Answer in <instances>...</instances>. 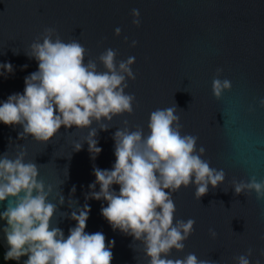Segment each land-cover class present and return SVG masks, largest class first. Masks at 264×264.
Listing matches in <instances>:
<instances>
[{
    "label": "water",
    "instance_id": "1",
    "mask_svg": "<svg viewBox=\"0 0 264 264\" xmlns=\"http://www.w3.org/2000/svg\"><path fill=\"white\" fill-rule=\"evenodd\" d=\"M132 9L140 12L139 26L132 23ZM46 28L55 29L53 41L59 36L66 43L79 42L86 49L85 64L95 61L99 72L106 71L99 56L109 48L117 52V66L135 57L130 67L136 76L126 77L125 93L135 94L133 112L111 121L102 117L89 128L62 125L47 142L30 135L22 138L21 125L0 122V157L14 159L23 148L25 162L38 166L37 179L44 181L46 190L52 186L48 200L57 208L51 226L62 229L67 238L77 224L69 218L71 212L88 204L85 232H102L106 244L115 241L111 264H148L144 244L113 230L101 214L107 201L85 196L92 191L88 186L95 181L94 167L111 170L115 163L113 134L139 126L146 137L151 112L175 105L181 135L198 137L197 154L204 147L201 159L222 169L225 179L215 188L209 184L200 199L194 195L195 184L182 185L172 194L174 223L191 218L195 224L183 241L184 249L173 248L168 258L194 253L210 264H237L235 257L252 249L250 264H264V198L257 199L254 190L236 194L232 183L253 177L264 181V106L259 103L264 98V0H0V63L14 67L12 73L0 69V104L11 94H22L24 78L38 70V61L28 55L33 42L42 43ZM218 68L223 69L219 74ZM217 76L232 84L220 99L212 91ZM101 123L109 128L101 130ZM91 128L97 129L95 138L102 149L95 159L86 141ZM76 143L82 144L81 150L74 151ZM73 186L76 191L71 194ZM119 187L112 185L117 193ZM99 189L97 184L95 191ZM8 199L0 201V213ZM5 226L7 221L0 219V247L6 253L10 246ZM210 228L217 232L215 238ZM27 259L24 255L12 261L24 264Z\"/></svg>",
    "mask_w": 264,
    "mask_h": 264
},
{
    "label": "clouds",
    "instance_id": "2",
    "mask_svg": "<svg viewBox=\"0 0 264 264\" xmlns=\"http://www.w3.org/2000/svg\"><path fill=\"white\" fill-rule=\"evenodd\" d=\"M132 16V23L139 26V10L132 9ZM54 32L55 29L46 28L42 43L37 40L31 44V54L27 55L38 61V70L24 78L22 94H11L0 104V122L21 125L22 138L30 135L36 141L47 142L62 125L89 128L93 121L101 122L102 117L111 121L116 115L131 114L135 94H126L125 89L126 77L136 78L130 67L135 57L120 61L117 66V52L109 48L99 56L106 68L99 72L95 61L88 60L85 64L86 49L79 42L66 43L59 36L53 41ZM120 33L117 27L115 34ZM136 44L133 40L132 46ZM0 69L14 72L10 62L0 63ZM222 71L217 69L218 74ZM231 87L228 79L214 77L212 91L217 99ZM259 103L264 106V98ZM176 111L174 105L151 112L150 132L146 137L139 126L135 131L127 127L118 129L113 134L115 163L111 170L94 167L95 181L89 184L92 191L85 199L107 201V206L101 207V214L113 230L119 229L144 244L145 254L150 258L148 264H210L194 253L183 259L168 258L173 248L184 249L183 241L194 231L195 224L191 218L174 223L176 205L172 194L182 185L195 184L194 195L200 199L208 192L209 184L215 188L225 179L222 169L212 168L201 159L204 147L197 154L198 137L181 135L183 126ZM108 128L101 123V130ZM97 135V129L91 128L86 139L92 159L102 151L97 146ZM81 149V143L74 145V151ZM25 155L21 148L14 159L6 154L0 157V201L14 198L8 199L6 210L0 213V219L7 221L3 231L10 246L4 260L19 261L27 255L24 264H111L115 241L106 244L102 232H85L91 210L88 204L71 212L69 218L77 224L69 229L67 238L62 229L51 226L57 208L48 200L52 186L48 185L46 190L44 181L37 179L38 166L34 162L26 163ZM232 183L236 194L254 190L257 199L264 198V181L253 177L249 182L233 180ZM97 184L99 191H95ZM114 184L120 186L118 193L112 188ZM75 191L73 186L71 194ZM59 203H64L62 194ZM209 232L213 238L218 235L214 229L210 228ZM251 255L252 249H248L247 254L235 257L237 264H250Z\"/></svg>",
    "mask_w": 264,
    "mask_h": 264
},
{
    "label": "trees",
    "instance_id": "3",
    "mask_svg": "<svg viewBox=\"0 0 264 264\" xmlns=\"http://www.w3.org/2000/svg\"><path fill=\"white\" fill-rule=\"evenodd\" d=\"M4 254V250L0 247V264H15L12 260L5 261Z\"/></svg>",
    "mask_w": 264,
    "mask_h": 264
}]
</instances>
